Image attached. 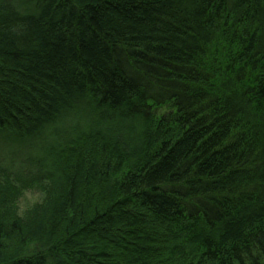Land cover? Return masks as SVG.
I'll return each instance as SVG.
<instances>
[{
  "label": "trees",
  "instance_id": "trees-1",
  "mask_svg": "<svg viewBox=\"0 0 264 264\" xmlns=\"http://www.w3.org/2000/svg\"><path fill=\"white\" fill-rule=\"evenodd\" d=\"M0 264H264V0H0Z\"/></svg>",
  "mask_w": 264,
  "mask_h": 264
},
{
  "label": "rangeland",
  "instance_id": "rangeland-1",
  "mask_svg": "<svg viewBox=\"0 0 264 264\" xmlns=\"http://www.w3.org/2000/svg\"><path fill=\"white\" fill-rule=\"evenodd\" d=\"M36 198H35V196H27V198H26V201L25 202H32V201H34Z\"/></svg>",
  "mask_w": 264,
  "mask_h": 264
}]
</instances>
